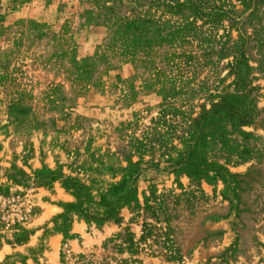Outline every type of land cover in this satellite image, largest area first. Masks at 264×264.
<instances>
[{"label": "rangeland", "instance_id": "1", "mask_svg": "<svg viewBox=\"0 0 264 264\" xmlns=\"http://www.w3.org/2000/svg\"><path fill=\"white\" fill-rule=\"evenodd\" d=\"M0 264H264V0H0Z\"/></svg>", "mask_w": 264, "mask_h": 264}]
</instances>
